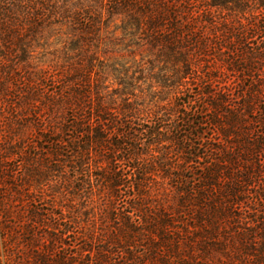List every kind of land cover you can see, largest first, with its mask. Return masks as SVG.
Instances as JSON below:
<instances>
[{"label": "trees", "instance_id": "trees-1", "mask_svg": "<svg viewBox=\"0 0 264 264\" xmlns=\"http://www.w3.org/2000/svg\"><path fill=\"white\" fill-rule=\"evenodd\" d=\"M0 264H264V0H0Z\"/></svg>", "mask_w": 264, "mask_h": 264}]
</instances>
